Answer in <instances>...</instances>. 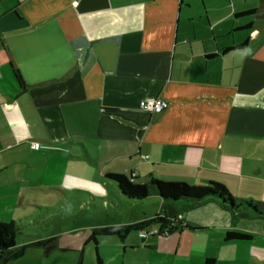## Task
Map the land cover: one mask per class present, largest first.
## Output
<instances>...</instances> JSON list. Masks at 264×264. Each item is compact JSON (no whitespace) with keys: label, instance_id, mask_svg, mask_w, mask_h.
Listing matches in <instances>:
<instances>
[{"label":"crops","instance_id":"crops-1","mask_svg":"<svg viewBox=\"0 0 264 264\" xmlns=\"http://www.w3.org/2000/svg\"><path fill=\"white\" fill-rule=\"evenodd\" d=\"M156 98L169 104L163 113L139 109ZM18 163L36 172L19 176ZM106 174L264 192V0H0V222L20 227L26 207L43 209L26 203L35 192L118 196ZM174 208L203 264H215L205 245L224 241L234 221L264 220L234 218L214 202ZM209 228L221 232L201 234ZM127 236L98 237L97 248Z\"/></svg>","mask_w":264,"mask_h":264},{"label":"rangeland","instance_id":"rangeland-1","mask_svg":"<svg viewBox=\"0 0 264 264\" xmlns=\"http://www.w3.org/2000/svg\"><path fill=\"white\" fill-rule=\"evenodd\" d=\"M14 165L25 166V171L19 173V176L25 177L36 170L28 167L26 163ZM113 189L116 191L115 187ZM98 193L104 196L100 191ZM111 194L107 195L110 199L96 201H92L90 197L86 199L82 195L73 196L79 199L77 202L75 199L66 200L52 191L35 192L31 194L34 195L33 198H28L27 194V204L43 209L26 207L24 213L15 218L24 220L20 227L15 228L16 244L28 245L50 235L58 237L57 243L48 242L45 247L28 246L21 258L8 264H77L80 251L81 264H95V245L92 242L85 244L93 229L133 223L159 212V205L152 199H146L135 207H127L120 201L119 194ZM229 194L236 201L252 199L264 203V192L243 193L246 197L233 192ZM110 202L115 205L106 206V203ZM85 204H93L97 208L93 209ZM185 215L186 213H181V216ZM234 224L236 225L232 229L237 232L247 230V234L252 238L250 244L213 240L211 244L205 245L204 251H208L215 259V264H264V247L259 243L264 240V220L238 219ZM217 232L221 230L209 228L201 234L211 236ZM138 234L139 232H131L124 243L114 237L100 239L98 250L104 264H203L200 257L192 255L191 237L188 232H179L166 239L148 237L143 239V243ZM56 245L57 247L51 249ZM148 245H155V249L148 250ZM253 247L257 250H252ZM45 248H50L46 256ZM258 250L262 251L261 255L256 252Z\"/></svg>","mask_w":264,"mask_h":264},{"label":"trees","instance_id":"trees-1","mask_svg":"<svg viewBox=\"0 0 264 264\" xmlns=\"http://www.w3.org/2000/svg\"><path fill=\"white\" fill-rule=\"evenodd\" d=\"M253 12L242 13L238 16H251ZM248 28V26L244 27ZM244 45L225 48L224 54L240 50ZM12 69L13 78L18 89V95L24 93L25 85L18 70ZM106 183L112 185L122 198V203L137 206L144 200L153 198L159 201L161 207L159 213L145 219L124 226H111L94 231L90 234L87 242L96 245L95 260L96 264H103L98 254L97 238L102 236H117L124 239L131 232H140L151 227H158L159 234L156 237H166L184 229H191L176 216L175 205L195 208L203 204L214 202L220 208L230 213L234 218H261L264 219V203L252 200H234L229 192L221 184L210 182L206 186H191L186 183L164 182L154 178L149 179L145 184H137L134 178H127L118 174H106L104 176ZM109 204H113L110 202ZM16 224L12 222H0V264H8L21 258L26 249V245L17 246L15 243ZM152 236V237H155ZM249 234L237 231H229L224 236V241H249ZM143 243V240H142ZM41 242H35L33 245L40 246ZM150 248L151 246H146Z\"/></svg>","mask_w":264,"mask_h":264},{"label":"built area","instance_id":"built-area-1","mask_svg":"<svg viewBox=\"0 0 264 264\" xmlns=\"http://www.w3.org/2000/svg\"><path fill=\"white\" fill-rule=\"evenodd\" d=\"M139 109L149 115H159L163 113L169 106L168 102L163 99H144L139 102ZM31 149H36V144L30 145ZM159 234L158 227H151L147 230H142L139 232L138 236L141 240L148 237H152Z\"/></svg>","mask_w":264,"mask_h":264}]
</instances>
